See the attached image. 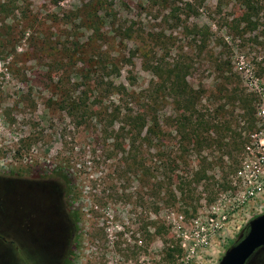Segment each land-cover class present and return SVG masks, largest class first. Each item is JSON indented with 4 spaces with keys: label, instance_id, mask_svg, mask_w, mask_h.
I'll return each mask as SVG.
<instances>
[{
    "label": "rangeland",
    "instance_id": "1",
    "mask_svg": "<svg viewBox=\"0 0 264 264\" xmlns=\"http://www.w3.org/2000/svg\"><path fill=\"white\" fill-rule=\"evenodd\" d=\"M88 1L0 0V264H5V253L10 252L5 248V229L14 228L18 216L30 221L31 234L47 229L46 221L59 220L62 233L68 229L71 236L64 248L68 264H179L183 232L189 233L193 219H204L209 206L226 192L228 176L240 164L244 136L258 125L255 111L264 104V73L249 62L256 55L263 61L264 53H258L255 44L239 48L238 41L227 38L228 47L218 43L219 31L212 24L219 19L215 0H199L196 14L181 15L179 24L167 16L168 7L160 0H101L98 14H109L97 34L80 21ZM184 1L177 0L178 4ZM195 22L212 25L203 47L183 27ZM127 26L134 31L131 38L116 33V27ZM224 32L222 27L220 33ZM90 36L93 40L84 47L87 54L95 52L97 59L104 60L100 64L110 63L96 65L97 76L113 79L116 85L124 83L135 96L143 97L146 87L155 86L156 78L142 67L145 57L163 55L170 60L175 55L193 66L188 81L199 96L192 109L169 99L160 102L163 145L161 153L154 145L144 153L142 158L150 167L145 174L125 172L127 165L117 162L119 155H108L113 140L102 134L97 121L77 124L51 101L56 76L62 71V48ZM146 49L149 52L143 57L140 53ZM228 59L231 72L218 73L214 64ZM241 94L251 96V116L237 98ZM118 97L109 91L100 99L113 107ZM174 109L182 115L184 130L191 111L197 113V118H191L199 125L197 140L190 141L187 130L175 131ZM171 159L176 167L169 164ZM158 163L163 166L153 169ZM59 166L72 178L76 195L70 208L77 209V218L65 208ZM177 178L190 184L185 197L173 201L170 190L176 191L172 184ZM45 211L46 216L40 214ZM263 211L264 194L237 210L191 264H218L249 219ZM34 245L40 259L48 263L50 256L41 249L45 243ZM171 247L179 250L168 252Z\"/></svg>",
    "mask_w": 264,
    "mask_h": 264
},
{
    "label": "trees",
    "instance_id": "2",
    "mask_svg": "<svg viewBox=\"0 0 264 264\" xmlns=\"http://www.w3.org/2000/svg\"><path fill=\"white\" fill-rule=\"evenodd\" d=\"M100 2L101 0H89L81 9L83 15H80V21L85 22L84 25L93 34L101 32L102 24L106 23L107 15L109 14L106 11L102 15L98 14L96 6H99ZM160 2L167 5V16L178 24L183 22L181 15L188 18L191 14H196L200 3L199 0H187L180 4H178L177 0H160ZM214 9L219 17V19L214 18L212 21V24L219 31L218 43L221 42L226 45L225 39L227 38L232 41H238L239 48L243 44H255L260 47L257 52L264 53V0H215ZM129 27H116V33H123L126 37L131 38L134 31ZM183 27L187 31V36L199 40L202 47L209 40L213 30L212 25L208 23L198 24L195 22L191 23V25L185 24ZM222 27L226 29V32L221 34ZM92 38L90 36L84 42L78 40L62 48L65 53L64 57L59 60V67L62 71L56 76L54 84L55 98L51 101L60 112H64L77 124L82 123L89 126V124L97 121L102 134L113 140L108 146V155H119L117 162L127 165L126 167L124 166L125 172L136 171L145 174L150 167L146 165L145 160L142 158L144 153L151 145H154L157 153H159L163 145L162 139L165 135V130L162 125V118L157 113L160 102L169 99L178 106L188 105L192 109L195 99L199 96L196 94L197 90L188 81V75L191 73L193 66L191 63L185 62V59H179L175 55L170 60H165L163 55L153 58L150 56L145 57V59H142V67L151 71L156 78L155 86L146 87L143 97L135 96V92L129 90L124 83L116 85L113 79L104 81L102 76H97L100 72L94 67L96 65L108 67L110 63L100 64V61L103 62L104 60H102V57L97 59L95 52L87 54V50L84 47L88 46L89 42L93 40ZM156 38L162 39L161 35ZM151 45L154 46L153 44ZM145 52L149 51L147 49L142 50L140 54L145 56L147 54ZM244 54L246 56L248 53ZM257 56H254L256 59H251L249 64L254 66L257 72L264 73V60L261 61L262 56ZM78 62L82 63L81 67H77L76 64ZM71 63H74V65L72 66ZM112 64L114 65V63ZM214 65L218 73L231 72L233 68L229 59L218 60ZM119 71L118 69L117 73ZM109 91H113L119 96V101L114 103L113 107L104 105L100 99ZM123 96L128 101H125L122 98ZM137 97L142 99L140 101L141 104H138L139 100ZM250 97L247 94L237 96L238 99L243 100V105L246 107L245 114L248 116L252 115ZM136 99L137 102H135ZM123 100L124 102H121ZM173 113L176 123L174 126L175 131L178 133L187 130L190 141L194 142L192 140L194 137L197 140L199 135L196 131L199 125L191 123V118L196 117L197 113L191 111L189 126L185 130L181 124L182 119L180 117L182 115L179 110L174 109ZM206 122L204 121L205 125H207ZM175 161V159H171L169 164L176 167ZM162 166V164L158 163L155 167L153 166V169L157 170ZM195 173L198 172L196 171ZM57 174L64 181L62 193L65 208L71 217L77 218V209L70 208V202L75 199L76 195L72 178H70L67 169L63 170L62 166H59ZM162 184L163 181L161 179L156 184L158 189L162 187ZM189 184L183 179L177 178V181L173 182L172 185H174L178 194L173 189L170 190L171 194L169 197L171 200L177 199L176 196H178V199L184 198L188 190L186 187ZM167 250L172 252L179 249L171 247L170 249L167 248ZM260 252L253 256L250 264L263 263L264 255ZM167 255L170 257L169 253Z\"/></svg>",
    "mask_w": 264,
    "mask_h": 264
},
{
    "label": "built area",
    "instance_id": "3",
    "mask_svg": "<svg viewBox=\"0 0 264 264\" xmlns=\"http://www.w3.org/2000/svg\"><path fill=\"white\" fill-rule=\"evenodd\" d=\"M257 127L244 136L239 166L229 174L227 190L209 206L204 219H193L189 233L183 232L179 264H191L196 253L209 246L213 236L226 227L237 210L264 194V104L255 111Z\"/></svg>",
    "mask_w": 264,
    "mask_h": 264
},
{
    "label": "flooded vegetation",
    "instance_id": "4",
    "mask_svg": "<svg viewBox=\"0 0 264 264\" xmlns=\"http://www.w3.org/2000/svg\"><path fill=\"white\" fill-rule=\"evenodd\" d=\"M40 214L44 216L47 215L46 211L45 213L40 212ZM45 223L48 224L47 229L42 228L39 234H31L27 230V228L31 227L30 221L24 216H18L15 223L13 222L14 228L10 227V230L5 229V248L10 251L9 256L5 253L6 261L9 262H7V264H68L70 262V258L66 255L67 253L65 254L64 249L65 243H68L71 238L68 229L67 232L62 233L63 230L61 226H59V220L54 224H50L48 221ZM52 233L55 236L54 239H52ZM37 241L45 243L46 246H41V249L47 253V256H50V261L48 263L44 259H40V252L34 245ZM260 251L264 252V248H260L256 253ZM256 253H254V255ZM250 260L248 264H250Z\"/></svg>",
    "mask_w": 264,
    "mask_h": 264
},
{
    "label": "water",
    "instance_id": "5",
    "mask_svg": "<svg viewBox=\"0 0 264 264\" xmlns=\"http://www.w3.org/2000/svg\"><path fill=\"white\" fill-rule=\"evenodd\" d=\"M260 248H264V211L249 219L243 233L225 249L218 264H248Z\"/></svg>",
    "mask_w": 264,
    "mask_h": 264
}]
</instances>
